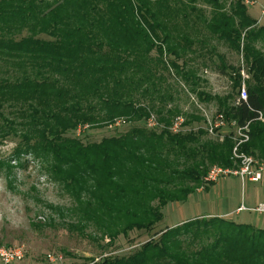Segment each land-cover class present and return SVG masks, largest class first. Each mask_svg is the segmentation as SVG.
I'll use <instances>...</instances> for the list:
<instances>
[{
	"label": "trees",
	"instance_id": "16d2710c",
	"mask_svg": "<svg viewBox=\"0 0 264 264\" xmlns=\"http://www.w3.org/2000/svg\"><path fill=\"white\" fill-rule=\"evenodd\" d=\"M248 1L0 0V144L19 139L11 159L22 165L31 156L64 189L74 203L71 228L84 234L95 227L112 244L134 231L151 232L166 206L209 189L213 167L238 169L230 135L220 142L204 139L203 129L171 131L183 114L168 108L175 101L172 75L191 84L199 101L216 102L228 121L250 123L242 152L264 160V26ZM211 40L243 57L247 102L197 90L193 62ZM209 52L233 90L240 89L242 67L229 65L216 48ZM153 114L160 132L147 128ZM120 119L130 129L99 143L71 136ZM202 122L192 113L186 125ZM4 168L13 170L0 159ZM87 264H264V230L198 218L165 229L129 256Z\"/></svg>",
	"mask_w": 264,
	"mask_h": 264
},
{
	"label": "rangeland",
	"instance_id": "374dc122",
	"mask_svg": "<svg viewBox=\"0 0 264 264\" xmlns=\"http://www.w3.org/2000/svg\"><path fill=\"white\" fill-rule=\"evenodd\" d=\"M247 6L250 15L258 20L260 26H264V0H249ZM203 8L209 15L210 8ZM206 45L201 51V57L193 62V67L198 70L197 77L201 80L197 90L219 97L235 95L238 101V94L243 86L247 88L249 79L243 57L216 40H211ZM212 48H216L218 54L226 56L229 65L242 67L243 80L240 89L234 91L229 76L219 71L220 60L216 55L210 54ZM168 83L175 99L168 108L178 106L183 112L178 117L182 119L180 130L185 134L203 129L207 132L204 139L222 142L220 132L218 135L210 134L206 120V114L211 119L219 113L218 104L199 101L191 90L192 85L175 75L168 77ZM192 113L204 117L206 123L187 126V116ZM153 115L160 123L157 114ZM130 127L128 123L95 130L86 127L80 128L71 136L81 139L85 144L99 143L103 139L127 132ZM162 128L160 124L156 129H148L160 132ZM18 143L19 139L11 138L0 144V159L10 162L13 168L12 171L7 168L0 169V249L24 246L26 250L25 259L13 264H53L48 259L49 255L62 256L63 260L58 264H87L88 259L98 261L108 256H129L150 239L158 238L165 229L198 218L220 217L264 230V214L246 211L237 213L242 204L247 208H255L264 203V180L258 184L248 183L243 188L239 178L230 176L217 182H207L209 189L200 188L187 203H171L166 206L163 209V221L151 232L134 231L127 238L120 236L113 244L108 237H102L95 227H90L81 234L71 228L77 225L76 219L68 211L72 208L73 201L62 187L50 181L41 164L31 156L23 157L22 165L11 159Z\"/></svg>",
	"mask_w": 264,
	"mask_h": 264
},
{
	"label": "built area",
	"instance_id": "2783aa9c",
	"mask_svg": "<svg viewBox=\"0 0 264 264\" xmlns=\"http://www.w3.org/2000/svg\"><path fill=\"white\" fill-rule=\"evenodd\" d=\"M248 101V90L245 86L241 88L238 96L237 105L240 102ZM206 120L208 125V131L210 134L218 135L220 132L221 141L223 142L227 135L233 139L235 146L233 148V159L238 163V169H224L221 167H213L207 178L206 182H217L221 178H228L230 176H235L240 179L242 187L245 188L248 183L258 184L264 180V160H259L252 155H248L242 152V146L248 143L251 139L250 135V123L246 125H240L237 121H228L224 114H216L210 119L209 115L206 114ZM259 120L264 121L263 114H260ZM182 119L178 118L174 125L171 127V131L178 133L181 130ZM127 124L123 119L117 120L111 127L120 126ZM147 127L150 129H156L160 126L155 116L147 121ZM228 130V131H227ZM224 133L226 135H224ZM223 134V135H222ZM254 212L257 214H264V203H260L255 208H247L244 204L239 207L237 213L242 212ZM26 257V250L24 246H18L15 248H1L0 249V261L2 264H13L16 262H22ZM48 259L53 264H58L62 262V256L49 255Z\"/></svg>",
	"mask_w": 264,
	"mask_h": 264
}]
</instances>
